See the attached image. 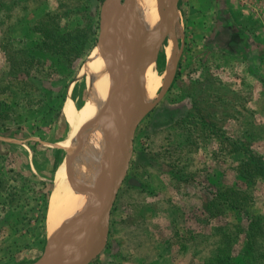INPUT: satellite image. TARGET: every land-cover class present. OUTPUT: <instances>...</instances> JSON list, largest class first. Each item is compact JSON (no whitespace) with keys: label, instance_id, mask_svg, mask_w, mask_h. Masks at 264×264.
Listing matches in <instances>:
<instances>
[{"label":"rangeland","instance_id":"obj_1","mask_svg":"<svg viewBox=\"0 0 264 264\" xmlns=\"http://www.w3.org/2000/svg\"><path fill=\"white\" fill-rule=\"evenodd\" d=\"M16 1L0 34V86L8 88L3 78L11 67L19 78L0 93V264H34L66 224L48 233L56 173L79 153L76 143L63 145L71 130L64 109L84 107L82 69L94 53L106 55L99 41L106 0ZM238 6V0H179L175 43L170 33L149 65L163 79L151 102L164 89L176 48L175 73L136 129L106 246L89 264H264V12L253 17ZM132 9L131 2L118 26L127 30L126 58L137 43ZM63 12L77 15L71 29L87 31L64 57L65 42L43 46L30 29L45 14ZM114 84L117 109L129 97ZM87 123L77 130L80 142L91 132ZM228 190L243 200L239 216L222 202ZM250 217L258 224L250 227Z\"/></svg>","mask_w":264,"mask_h":264},{"label":"bare ground","instance_id":"obj_2","mask_svg":"<svg viewBox=\"0 0 264 264\" xmlns=\"http://www.w3.org/2000/svg\"><path fill=\"white\" fill-rule=\"evenodd\" d=\"M168 4V0H132L133 9L130 12L138 22L136 29H134L135 41L137 43L135 44L136 50L129 55V58L125 59L124 63L126 65L130 63L133 54L140 55L148 46L154 43L153 40L145 42V36H152L156 32L158 34L162 17ZM114 30L112 33L114 38H116L118 49L115 61L117 64H122L123 53L121 48L125 45V38L127 37L125 32L127 30H124V33L120 27H118L117 33ZM94 54L88 59V62H86L82 69L88 92V99L84 107L81 110H77L71 105L72 103H67L64 109L67 121L71 127L70 136L63 143L67 149H73L71 147L74 146L73 138L80 126L92 121L91 119H93L95 114L97 116L100 112H105L106 109L109 111L108 108L112 109L113 104H109V107L107 100L116 92V89L114 91V83L116 82L118 90H121L127 84V77L114 70L107 63L106 57L103 54L100 53L98 55L97 52ZM149 65L144 69L143 76L138 82V89L141 92L145 107L151 102L155 92L163 83L161 76L150 71ZM170 68L171 65L168 69L170 70ZM168 77V75H165L164 80H167ZM121 104L122 102L118 103L119 106ZM116 127L117 121L106 115L98 125L90 128L91 132L85 140L75 145L79 152H77V157L72 161L67 160L65 163L63 162L61 167H59L55 176V188L48 209V233L53 232L62 223L65 224L84 216L89 208L87 195L98 190L103 191L106 178V146L111 136L107 151L108 163L113 152ZM46 251H49L48 248ZM79 254L77 248L73 249L66 253L58 264H74L70 261L74 262L76 257L79 258Z\"/></svg>","mask_w":264,"mask_h":264},{"label":"water","instance_id":"obj_3","mask_svg":"<svg viewBox=\"0 0 264 264\" xmlns=\"http://www.w3.org/2000/svg\"><path fill=\"white\" fill-rule=\"evenodd\" d=\"M169 6L164 12L160 24L158 35L155 37L154 43L140 55H132L131 61L126 65V53L122 57L123 65L117 64L115 61L116 44L112 39V31L117 33L120 21L126 16L132 0H124V6L120 7L121 0H106L103 3L101 10V35L100 45L105 49L106 61L114 70L125 75L128 79V84L121 88V95L126 94L129 101L122 103L117 109L113 106L112 109L105 106L106 111L100 112L91 122L83 127L90 129L98 125L103 118L108 115L117 121L116 133L114 138L113 152L107 163V174L104 181V189L91 192L87 195L89 204L88 212L81 218L73 222H67L59 231L55 232L50 239L48 249L49 254L45 259H42L34 264H58L62 257L73 249H78L79 258L75 264H89L91 261L103 251L106 246L107 236L109 231L110 212L116 198L117 192L125 179L128 166L133 155V144L135 132L144 118L145 114L154 107L167 91L173 74L178 63V50L175 48L173 67L166 80L164 89L159 98L151 105L144 106L143 98L138 89V82L143 76L144 69L153 62L163 45V42L170 33H174L175 22L178 14L179 0H168ZM112 9V16L108 20L109 9ZM173 42L175 36L173 34ZM115 46V47H114ZM115 95H111L107 104H113ZM123 99H119L118 103ZM117 103V104H118ZM82 128V127H81ZM85 132V130H84ZM82 132L81 134H83ZM81 140L78 131L76 132L73 142L79 143ZM76 155V153H75ZM74 155V156H75ZM74 160L75 158H73ZM85 195V194H84Z\"/></svg>","mask_w":264,"mask_h":264},{"label":"trees","instance_id":"obj_4","mask_svg":"<svg viewBox=\"0 0 264 264\" xmlns=\"http://www.w3.org/2000/svg\"><path fill=\"white\" fill-rule=\"evenodd\" d=\"M75 2H77V0L73 1V4ZM16 4H17L16 0H11V1L0 0V34L1 35L5 33V31L7 30L6 25H8L7 23L11 17L12 11L14 10ZM75 16H77L76 13H72V12L71 13L65 12V14L64 12L61 14L47 13L38 20L39 23L38 26H35L36 28L32 26V28L30 29L33 34L38 36V40L43 46L54 47L56 44L60 46L63 42H65L63 44L66 45L67 48L63 53L60 54L63 57L64 55L69 56L71 55L72 49L75 48L78 40H82L83 37L86 40L85 36H87L86 34L87 31L84 28L82 31L80 26H76L73 29H71V25H69L68 22L70 23L71 18H74ZM91 30L92 29H90V31ZM63 49L64 47L62 48V50ZM67 63L71 65L72 60L70 59L69 61H67ZM17 74L18 72H16L13 67L8 69L6 76H4L3 78V83L7 85L8 88H6V86H0V93H5L6 90L11 89L14 81H19ZM221 197L223 198L222 202H225L226 210H228V212H232L233 214L236 213L238 216L241 215V211L245 208V206L239 194L235 193L234 191L231 192L230 190H228L227 193L221 195ZM214 207L217 208L218 205H214ZM255 224H258V221L254 219V217H250L248 221V225H250L251 227L252 225ZM227 257H228L227 260H229L230 256L228 255Z\"/></svg>","mask_w":264,"mask_h":264},{"label":"crops","instance_id":"obj_5","mask_svg":"<svg viewBox=\"0 0 264 264\" xmlns=\"http://www.w3.org/2000/svg\"><path fill=\"white\" fill-rule=\"evenodd\" d=\"M263 4L262 0H238L239 10L253 17H258L264 12V6L261 7Z\"/></svg>","mask_w":264,"mask_h":264}]
</instances>
